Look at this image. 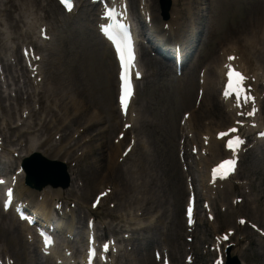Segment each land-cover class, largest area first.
I'll return each instance as SVG.
<instances>
[{
	"label": "rangeland",
	"instance_id": "374dc122",
	"mask_svg": "<svg viewBox=\"0 0 264 264\" xmlns=\"http://www.w3.org/2000/svg\"><path fill=\"white\" fill-rule=\"evenodd\" d=\"M7 0H2V7L7 8L10 10H14L16 7L12 6L11 8L8 6H5L4 4L6 3ZM238 0H214V6L217 7V5H220L221 2H224V4H228L229 2L235 4ZM241 1V0H240ZM15 5L19 4L18 0H14ZM33 5V4H32ZM32 7V6H30ZM31 8H28V10ZM32 10V9H31ZM237 10H241V7H238ZM83 26V27H82ZM59 33L56 34L54 38V43L52 44V48L57 47V49L67 48V43L69 44V47H71V43H74V41L78 42L77 46H80L81 44L83 45V40H85L86 45H94V50L98 51V47L95 46L96 41L94 39V36H92L91 32L84 27V24H80L79 21L74 22L73 24H70L69 26L64 27V29H58ZM83 32V35L80 34V32ZM68 59L67 57L62 58V67L61 71H65L66 63ZM44 70L47 69V67L43 66ZM49 73L51 74L52 69H55V67L52 68L51 64H49ZM67 68V67H66ZM67 72L69 73V70L67 69ZM104 87L106 88L107 86V81L103 80ZM166 89L171 90L173 89L172 87H175V84L172 83L171 81H163L162 85L159 84L156 86L155 91L160 89ZM195 88H196V82H195ZM98 89L102 92L101 94L104 93L103 88L98 86ZM151 91L153 90L152 88L150 89ZM112 97V93L110 94ZM195 98V97H194ZM140 100H143V93L140 96ZM99 102V101H97ZM164 98L158 99L155 97V104L157 106L155 113L157 115V123L147 127V131L153 135V138L150 140L149 139V144L151 146V155L153 158L151 159L150 165L154 164V166L157 167L158 169V175H159V182L161 183L155 191H158V194L156 196V200L158 202H164L170 203L171 206L176 205L177 209L181 205V202L184 198V179L183 175L180 171V167L177 163L175 155V149H174V154L169 151V148H165V143L164 140L168 139V134L170 133L171 135H175V130L178 128L177 120L179 118L181 109L176 117L174 115H170L169 109L163 105ZM172 111L174 109H171ZM165 112V116L163 117L162 114ZM167 120V122H165ZM159 140H163L159 147H156V143ZM177 142V141H175ZM92 148V147H91ZM143 153V150L139 148L136 151V156H140ZM162 155V156H161ZM141 158V157H140ZM256 160L250 157L248 159V162L244 165L243 167V172L246 173L247 168H249L253 162ZM260 164V163H259ZM260 166V165H259ZM84 189L88 190L90 187L89 185L83 184L82 186ZM82 188V189H83ZM182 191V197H181V191ZM86 190L82 192V197L86 198ZM89 194V193H88ZM81 197V194H80ZM181 197V200L178 201V199ZM89 200V199H88ZM158 205V204H157ZM177 210L175 211V213ZM154 215L156 214H162V211H153ZM222 224L220 223L218 225V228L221 229ZM222 230V229H221ZM209 234V232H208ZM157 241L160 238L159 236L156 237ZM137 245V244H136ZM135 245V246H136Z\"/></svg>",
	"mask_w": 264,
	"mask_h": 264
},
{
	"label": "bare ground",
	"instance_id": "6f19581e",
	"mask_svg": "<svg viewBox=\"0 0 264 264\" xmlns=\"http://www.w3.org/2000/svg\"><path fill=\"white\" fill-rule=\"evenodd\" d=\"M45 1H47V0H45ZM48 1H50V0H48ZM42 2H43V0H36L35 1V4H37V6L38 5H41L42 4ZM185 10L187 11V12H189L190 11V7H189V4L187 3V5H186V7H185ZM173 13H174V15H176V19H171V21L169 22V26H170V29H169V35L172 37V38H174V39H176V40H179V36H180V33H179V30L177 29V31H174V26H176V27H178L179 26V23H178V21H179V18H180V10L178 9V8H174V10H173ZM24 38V37H23ZM250 38V39H249ZM249 38L248 39H246L245 40V45H243V44H240L238 47H237V51H238V53L241 55V53L244 55V56H248L247 58H246V61H248L249 59H250V57H251V55L255 52L254 51V48H249L248 46H254V47H259L263 42H264V36L261 34V32L260 31H257V32H255V33H251L250 35H249ZM0 41H1V38H0ZM248 43H249V45H248ZM102 44L105 46L104 48V53L106 52L107 53V51H108V48H107V46H106V44L104 43V42H102ZM144 56H145V54H144ZM91 57V54H88V56H87V58H90ZM2 59V45H0V60ZM145 59V61H146V63L148 62L147 61V59L146 58H144ZM112 66V65H111ZM111 66L109 65V67L111 68ZM118 71V70H117ZM113 73H115V69H114V67L112 66V72L110 71L109 72V76H108V73H107V77L109 78H113ZM117 73V72H116ZM10 77H12V80H13V78H14V75L13 74H10ZM109 78V79H110ZM211 78V77H210ZM208 85H209V87H210V85H211V81H209V83H208ZM57 96V95H56ZM0 100H2V99H0ZM16 102L18 103L19 102V98L16 100ZM65 109H66V107H65ZM71 109H72V111H76L75 109H73L72 107H71ZM80 110H81V112L82 113H86L87 112V110L85 109V108H80ZM2 112L3 113H6L7 111L5 110V108L3 107L2 108ZM51 113H52V111H50ZM32 113V112H31ZM93 115H94V113H92L91 114V116H90V118H87L84 122H83V124L84 123H86V124H88V125H90V126H88V130H91V128L94 126V125H97V123L99 122V120L97 119V118H93ZM21 116V115H20ZM121 119V118H120ZM18 120H21V117H20V119H18ZM65 121V119L64 120H62V123ZM230 121H232L231 120V118H229L228 120H227V122H230ZM11 131H12V129H10ZM123 144V143H122ZM7 145H13V141H11V140H8V139H5L4 140V149H6L5 148V146H7ZM121 148V145H120V147L119 148H116V147H114V149H115V151H114V156H112L111 155V157H112V162L114 163V158L116 157L117 158V155L119 154L118 152H120V149ZM34 150H35V148H34V146H28L27 148H26V151H25V155H28L29 153H31V152H34ZM12 154H13V152H12ZM24 155V156H25ZM19 161H20V158L18 159ZM19 161H17L18 163H19ZM7 168H11V165L9 164V166H6ZM100 167V170H102V169H104V167L103 166H99ZM94 170L92 169V173H94L93 172ZM77 174H78V176H79V171H77ZM128 186L131 188V187H135L134 185H133V183L131 182L130 183V185H128V182L127 183H124V182H121V184H120V187L122 188V191H124L125 189H128ZM143 186V185H142ZM142 186L141 187H137L138 188V193L141 195V198H135L136 200H137V203H138V205L140 206V207H142L143 206V208L145 207L144 206V204H145V198L147 197L146 196V192H143V190L142 189H140V188H142ZM132 192H135V191H133L132 190ZM51 193H53V194H56V196H59V198H60V194H59V192H51ZM67 196H73V194H72V191L70 192V190H69V192L67 193ZM134 197H136V196H134ZM48 200H45V204L46 203H48L47 202ZM43 209H44V211L46 212V215L47 214H49L50 213V211H47L46 210V207H43ZM88 212L90 213V215H97L98 213L97 212H91L89 209H88ZM13 221V220H12ZM77 223H79V226L80 225H82L78 220H77ZM70 230H72V228H70ZM0 231H1V233H2V230H1V228H0ZM3 231H5L4 229H3ZM6 231H8V230H6ZM5 233V232H4ZM12 235H14V232L13 231H11L10 233L9 232H7L6 233V238H8L7 240L6 239H4V241L6 242V241H9V242H11V244L16 240V239H13V236Z\"/></svg>",
	"mask_w": 264,
	"mask_h": 264
},
{
	"label": "snow or ice",
	"instance_id": "6c2138e0",
	"mask_svg": "<svg viewBox=\"0 0 264 264\" xmlns=\"http://www.w3.org/2000/svg\"><path fill=\"white\" fill-rule=\"evenodd\" d=\"M60 3L65 5L66 7H70L68 4V0H60ZM126 35V34H125ZM130 47V45H129ZM117 53L120 55V66H121V82H122V91H121V96H120V105H121V109L122 111L127 110L126 107V101L129 99V89L127 86V78H128V71L130 68V65L125 61V57L124 54L122 52L121 47L119 46V44H117ZM131 55L129 54V60L131 59ZM234 59V57H229V61H232ZM139 78V77H137ZM245 77L235 71L232 68H228V72H227V84L225 85V91H224V96L225 98H232L235 97L237 105L240 106L241 105V101H243L245 104L248 102V100L250 99V97L248 96V92L250 91L249 89H247L245 87ZM253 113H249V115H252ZM236 130L235 129H231L229 132L227 133H221L220 134V138L223 139L225 136H230L232 133H234ZM241 143V141L239 140H233L228 144V148L233 150V145L234 144H238ZM233 164L234 162L232 161H226L223 164H221L219 166V168L215 171H219L220 169H231L233 168ZM189 213H191V209H189ZM241 223H244L243 221H241ZM225 240L228 239L227 236L224 237ZM107 247H105V251H107Z\"/></svg>",
	"mask_w": 264,
	"mask_h": 264
}]
</instances>
